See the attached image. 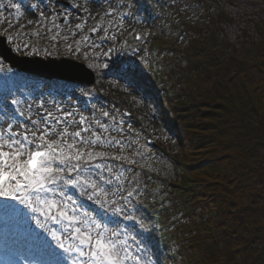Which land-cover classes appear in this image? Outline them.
Wrapping results in <instances>:
<instances>
[{
    "label": "rangeland",
    "instance_id": "374dc122",
    "mask_svg": "<svg viewBox=\"0 0 264 264\" xmlns=\"http://www.w3.org/2000/svg\"><path fill=\"white\" fill-rule=\"evenodd\" d=\"M143 1L87 0L85 5L84 0H77L81 8H73L69 0H0L2 6L0 36L13 37L12 42L8 40L6 45L12 54L32 59L41 58L45 61L69 59L76 63L82 62L97 76L96 82L90 88L71 84L68 89L57 87V90L50 91L51 87L46 82L25 76L19 70L10 69L0 58V118L11 114L15 120L13 130H19L16 124L34 128L32 120H36L40 127H44L45 118L51 113L52 117L62 121L56 124L55 120L49 118L57 130L67 126L70 133H75L84 127L89 129L81 133L85 140L95 139L93 136L95 133L101 138V143L112 142V147H95L91 150L108 154V159L97 162L108 166L110 171L104 170L102 175L106 179H112L113 183L110 186L103 185L98 177L96 179L97 183L106 188L119 187L122 195L113 196L110 193L108 198L116 199L117 206L125 208V212L119 217L122 227L127 221H132L130 208L124 200L129 189L130 171L134 172L136 168L139 173L152 175V167L147 163V159L141 156L142 153L149 152L145 146V139L152 137L161 143V136L164 135L159 119L153 114L156 107L150 104L145 94L149 91L139 89L142 77L139 75L140 80L134 81L132 75L136 76V73L132 68L128 69V60L131 56L134 58L140 56V53L132 50L129 39L133 40L136 32L141 33L143 37L144 34L153 33V28L161 26L171 15L178 17L176 22L182 23L184 25L182 27L191 28V32L195 33L194 38L200 41L211 39L212 47L216 43L224 44L225 54L232 56L242 55L246 48H250L249 44L252 41L261 40L258 28L264 32V0H149L148 3ZM11 3L20 5L22 16L10 7ZM85 6L89 8L88 13L82 10ZM41 12L44 13L43 18ZM108 12L112 15H106ZM222 13L227 15L229 20L220 22L219 27L215 26ZM121 19L123 27H120ZM29 20L33 23L29 24ZM78 23L83 26L82 29L76 28ZM93 28L97 29L95 33L91 31ZM179 39L180 45L185 46L187 38L182 35ZM25 45L28 47L25 48ZM16 46H20L21 50L15 51ZM77 47L80 49L79 52H76ZM89 64L94 67L90 68ZM104 64H108L109 67L104 68ZM153 89L156 91V94H153L154 101L159 104L161 114L172 116L173 107L166 104L164 97L159 95L164 86L160 82L153 85ZM153 89H150L152 93ZM12 99H16L18 103L13 105ZM122 110H129L134 114V119L128 120L127 125L120 121ZM66 113L71 115L65 116ZM81 117L85 119L83 125L79 123ZM171 119L168 121L166 132H171L173 137L186 136L187 131L182 124L186 118L182 120L179 117L182 121L180 123ZM142 128L145 131H142ZM157 145L150 151L155 150L159 154L158 151L161 150ZM78 147H83L86 152L89 150V147L84 145ZM112 156H123L126 159L115 160L110 158ZM132 157L137 166L128 162L133 161ZM175 172L181 173L178 169ZM178 174L176 180L179 179ZM68 192L77 203L88 210L90 215L103 216L106 221L108 220L110 213H106L98 203L88 200L86 194L71 188ZM4 205L20 209L22 214H15L11 207L9 211L4 209ZM0 211L7 214L10 219L9 223L0 221V226L9 230L6 235L19 244L17 248L19 255L35 264L53 262L62 264L49 255L50 237L44 229L37 226V220L42 219L41 217L13 201L0 200ZM48 226L57 227L51 224ZM146 229L150 233V224ZM133 236L137 238L132 242L133 251L139 252L143 249L141 255L146 257V264H154V259L157 258H154L153 252L141 248L140 245L137 248L140 239L137 235Z\"/></svg>",
    "mask_w": 264,
    "mask_h": 264
},
{
    "label": "trees",
    "instance_id": "16d2710c",
    "mask_svg": "<svg viewBox=\"0 0 264 264\" xmlns=\"http://www.w3.org/2000/svg\"><path fill=\"white\" fill-rule=\"evenodd\" d=\"M176 19L170 15L145 35L135 45L144 56L130 60L149 81L156 79L154 71L163 81L172 116L161 114L153 94H145L166 134L162 149L185 165L181 187L159 193L174 249L164 256L178 264H264V32L259 28L261 40L242 55L227 56L224 44L194 38ZM228 20L222 13L215 26ZM179 117L186 118L182 138L166 132L168 121L180 123ZM157 160L159 173L172 169ZM190 183L202 188L189 190ZM135 202H142L139 195Z\"/></svg>",
    "mask_w": 264,
    "mask_h": 264
},
{
    "label": "snow or ice",
    "instance_id": "6c2138e0",
    "mask_svg": "<svg viewBox=\"0 0 264 264\" xmlns=\"http://www.w3.org/2000/svg\"><path fill=\"white\" fill-rule=\"evenodd\" d=\"M69 3L73 8H81L77 0H69ZM84 3L86 5L87 0H84ZM10 7L23 15L19 4L11 3ZM82 10L89 12L86 6ZM40 15L44 17L43 12ZM106 15L111 16L112 13L108 12ZM64 20L67 21V15ZM28 23L33 21L29 20ZM82 27L79 23L76 25L77 29ZM120 27H123V19L120 21ZM96 30L91 29L93 33ZM12 39L9 35V42H12ZM14 50L20 51V46H16ZM79 51L77 47L76 52ZM89 67L94 66L89 64ZM103 67L108 68L109 65L104 64ZM17 103L16 99H12L13 105ZM70 115L71 113L65 114ZM49 118L55 120L56 124L62 123L49 113L45 118L44 127L32 120L34 128L16 124L19 130H13L15 120L11 114L0 118V200L13 201L42 218L37 220V226L44 229L50 237L49 255L62 264H146V257L141 255L144 250L134 252L132 249V242L137 238L125 231L127 225L121 226L119 217L125 212V208L117 206L116 199L108 198L110 193L113 196L122 195L119 187L106 188L97 183V177L103 185L108 186L112 185L113 180L102 175L104 170L110 171L108 166L97 162L108 159V154L103 151L94 152L91 148L112 147L113 143H101V138L95 133V139L85 140L81 133L89 129L84 127L75 133H70L67 126L57 130ZM79 123L83 125L85 119L81 117ZM78 145L89 147V150L86 152ZM110 158L126 159L123 156ZM69 188L77 189L86 194L88 200L98 203L106 213H110L108 220L103 216L90 215L88 210L69 194ZM132 195V192H128L129 197ZM10 207L4 205V209L8 211ZM12 211L17 215L22 214L17 208H12ZM124 218L127 219V216ZM49 224L57 227H49Z\"/></svg>",
    "mask_w": 264,
    "mask_h": 264
},
{
    "label": "water",
    "instance_id": "95a60500",
    "mask_svg": "<svg viewBox=\"0 0 264 264\" xmlns=\"http://www.w3.org/2000/svg\"><path fill=\"white\" fill-rule=\"evenodd\" d=\"M4 45L5 43L3 42L1 55L13 68H18L23 72L48 80L61 79L77 81V83L80 82L88 85L94 84V74L81 64L66 59L61 61L52 59L45 62L38 58H20L14 56L11 50Z\"/></svg>",
    "mask_w": 264,
    "mask_h": 264
},
{
    "label": "bare ground",
    "instance_id": "6f19581e",
    "mask_svg": "<svg viewBox=\"0 0 264 264\" xmlns=\"http://www.w3.org/2000/svg\"><path fill=\"white\" fill-rule=\"evenodd\" d=\"M3 242H4V239H3V237L1 236V233H0V249H1V251H3L2 254L3 253L4 254H8V253L11 252V249L13 251V250L17 249V247H18L16 244L12 246L9 243H3ZM11 254H13V253L11 252ZM13 264H16V263H13Z\"/></svg>",
    "mask_w": 264,
    "mask_h": 264
}]
</instances>
